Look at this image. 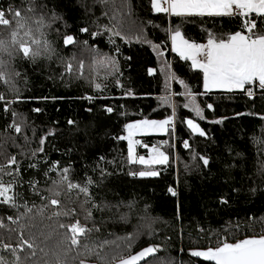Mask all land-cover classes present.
<instances>
[{"label":"trees","instance_id":"1","mask_svg":"<svg viewBox=\"0 0 264 264\" xmlns=\"http://www.w3.org/2000/svg\"><path fill=\"white\" fill-rule=\"evenodd\" d=\"M16 10L24 29L18 28ZM0 11L10 21L0 25V40L8 45L7 51L0 49V96L7 101H0V180L15 183L18 194V207L0 204L5 225L0 243L15 247L20 228L36 225L31 232L51 233L48 243L54 245L64 232L57 225L78 219L96 229L85 242H107L97 247L99 255L81 257L85 264H115L149 246L159 251L146 264H211L190 251L264 235V91L256 89L254 98L243 91L205 94L203 73L169 52L177 27L191 42L205 43L209 35L226 39L245 32L246 19L264 34V17H169L155 13L150 0H0ZM113 28L121 35L106 30ZM29 29L31 38L41 41L34 58L11 43L13 31L30 40L24 36ZM66 36L74 43L65 45ZM68 63L77 69L83 63V75L68 74ZM180 80L196 96L202 119L184 107L190 98ZM164 97H170L168 103ZM173 111L174 131L134 139L140 141L137 156L156 146L168 163L152 166L157 176L132 175L148 168L129 163L127 140L119 139L126 136V125L164 120ZM189 118L204 136L188 128ZM11 157L16 164L10 167ZM200 157L208 159L207 166ZM64 168L73 184L88 188L87 195L56 183ZM54 191L60 207L44 208ZM73 209L72 215H53ZM17 255L22 259L25 252L0 247L4 264H15Z\"/></svg>","mask_w":264,"mask_h":264},{"label":"snow or ice","instance_id":"2","mask_svg":"<svg viewBox=\"0 0 264 264\" xmlns=\"http://www.w3.org/2000/svg\"><path fill=\"white\" fill-rule=\"evenodd\" d=\"M150 4L155 13L170 14L174 17L242 15L247 18L251 14L264 17V0H150ZM13 15L17 18L18 28L24 29L25 23L22 22L24 19L22 13L16 10ZM5 17V12L0 11V25H9L10 21ZM256 28V23L246 19L244 23L245 32L237 31L226 39L209 35L207 43H196L185 38L177 27L171 35L172 51L177 53L181 59L190 60L192 67L199 69L203 73L205 93L214 89L229 93L240 90L245 92L249 98H254L253 86L264 91V34H257L254 31ZM106 30L112 31L114 36L121 35V32L115 30V28ZM82 31H87V29H82ZM18 35L17 31H13L11 43L18 47V50L24 57L34 58L40 55L41 41L31 38L32 33L30 29L24 31V36L30 37V40L18 39ZM72 43H74V38L66 36L64 44L70 45ZM32 45H36L37 47L33 49ZM0 49L4 51L8 50V45L3 40H0ZM106 63L115 67L114 60L109 59ZM83 68V63L79 65L78 69L74 68L72 63H68L66 65V72L72 74L79 71L82 76ZM3 75L0 72V79L3 78ZM179 83L185 86L186 92L184 94L190 98L189 103L185 104L184 107H190L196 116L202 119L203 109L196 103V96L190 90H187V85L183 80H180ZM117 85H119V81H117ZM95 87L97 90H100L101 84L97 83ZM162 99L165 103H168L170 97ZM0 101L7 103L3 96H0ZM212 107L211 104L207 105L209 109ZM35 111L40 110L35 109ZM107 111L111 112L112 109L108 108ZM174 117L175 112L173 111L172 116L164 120L143 119L126 125L127 135L121 136L119 139L127 140L128 142L127 154L129 163L145 165L148 168V170L139 171L138 173H131L132 175H139L140 177L157 176L159 173L153 170L152 166L166 165L168 163L169 156L164 151H161L160 147L156 146L150 148L148 158L137 156L136 146L140 141L134 140L133 137L138 133L148 135L151 133H168L170 129L174 131ZM221 122L219 120L215 121V123ZM186 124L193 133H197L200 136L206 134L193 119H187ZM13 127L16 133H21L22 128L19 124H14ZM43 143L44 140L42 139L41 145ZM144 147L147 148L148 145H144ZM184 147L186 149L189 148V143L184 142ZM37 151H43V147ZM200 159L205 166L208 165L209 161L207 158L200 157ZM15 164V157H11L9 159V166L11 167ZM51 170L55 171V167ZM3 171L4 169L0 168V172ZM68 172L69 169L64 168L60 180L56 183L66 185L69 191L78 188L80 192L87 195L88 188L73 184L68 178ZM8 174L11 175L12 173ZM169 191L172 195H176L172 189H169ZM17 195L11 183L5 184L0 180V204H6L13 208L18 207L16 203ZM58 195L59 193L54 191L52 198L44 208L49 206L59 208L61 202L55 198ZM221 202L227 203L226 200H222ZM44 208L39 210L38 215L43 216ZM74 211V209L55 211L53 215L68 216L72 215ZM90 217L91 214L88 213L85 219H90ZM8 219L13 223H18V218L13 219L12 217H8ZM0 227H5L2 220H0ZM35 227L36 225L22 226L19 230L20 235L17 237L15 247H12L10 244L0 243V247L10 249L14 253L25 252L22 259L19 255L16 256L15 264H74L76 261L79 264H85L84 259L81 257L85 255H99V252L96 250L97 247L102 248L107 243L106 241L98 242L93 246L85 242L88 239V234L96 229L82 225L78 219L69 224L59 223L57 225L64 232L61 234L62 238L54 245L48 243L51 239V233L45 235L43 230H38V234H33L31 229ZM26 230L29 232L27 238L24 235ZM10 231H16V229H10ZM158 251L157 247L149 246L142 249L138 254H132L128 258H121L120 264H139L141 261H144L146 264L147 258L154 256ZM189 255L203 258L206 261H212L214 264H264V235L250 236L235 242L221 240L215 248L191 250ZM0 264H4V261L0 260Z\"/></svg>","mask_w":264,"mask_h":264},{"label":"rangeland","instance_id":"3","mask_svg":"<svg viewBox=\"0 0 264 264\" xmlns=\"http://www.w3.org/2000/svg\"><path fill=\"white\" fill-rule=\"evenodd\" d=\"M255 15V14H254ZM171 35H172V33H171ZM171 35H170V49H171V51H172V42H171ZM205 43H207V42H205ZM170 52V51H169ZM172 53L173 54H175V55H177V56H179L177 53H175V52H173L172 51ZM190 61V60H189ZM191 62V61H190ZM255 86H253V91L254 92H256V90H255ZM205 90V89H204ZM236 91H240V90H236ZM236 91H233V92H236ZM210 92H223V93H229V92H226V91H221V90H212V91H210ZM207 93H209V92H207ZM133 123H135V122H133ZM126 129V128H125ZM151 134H154V133H151ZM151 134H148V135H151ZM195 134H197V133H195ZM126 135H127V130H126ZM141 135H144V134H142V133H138V134H136L134 137H133V139H135L136 137H138V136H141ZM149 150H150V148L148 149V153H147V155L145 156L146 158H148V156H149V154H150V152H149ZM9 184V183H8ZM11 184L13 185V187H14V191H15V193H17V185L15 184V183H12L11 182ZM16 199H17V196H16ZM2 205H6V204H2ZM6 206H8V205H6ZM10 207V206H9Z\"/></svg>","mask_w":264,"mask_h":264},{"label":"water","instance_id":"4","mask_svg":"<svg viewBox=\"0 0 264 264\" xmlns=\"http://www.w3.org/2000/svg\"><path fill=\"white\" fill-rule=\"evenodd\" d=\"M205 250H207V249H205ZM140 251H141V250H140ZM140 251L136 252L135 254H138ZM151 257H153V256L148 257V258H147V261H148ZM126 258H128V257H126ZM195 258H196V257H195ZM198 259H201L202 261H205V262H208V263L214 264V262H212V261H206V260H204L203 258H198ZM143 263H144V261L139 262V264H143ZM89 264H93V263H89ZM115 264H120V260H119L118 262H116Z\"/></svg>","mask_w":264,"mask_h":264},{"label":"crops","instance_id":"5","mask_svg":"<svg viewBox=\"0 0 264 264\" xmlns=\"http://www.w3.org/2000/svg\"><path fill=\"white\" fill-rule=\"evenodd\" d=\"M255 15H257V14H255ZM168 16H169V17H172L170 14H168ZM169 51H170V53H172L170 47H169ZM256 89H259V88L256 87L255 90H256ZM203 92L205 93L204 87H203ZM209 93H210V92H209ZM205 94H207V93H205ZM156 134H164V133H156ZM127 143H128V142H127Z\"/></svg>","mask_w":264,"mask_h":264},{"label":"built area","instance_id":"6","mask_svg":"<svg viewBox=\"0 0 264 264\" xmlns=\"http://www.w3.org/2000/svg\"><path fill=\"white\" fill-rule=\"evenodd\" d=\"M9 10H12V7L11 6L7 8L6 12L9 11Z\"/></svg>","mask_w":264,"mask_h":264}]
</instances>
